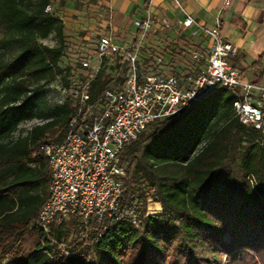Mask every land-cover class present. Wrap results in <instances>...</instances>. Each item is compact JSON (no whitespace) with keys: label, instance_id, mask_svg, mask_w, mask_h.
Returning a JSON list of instances; mask_svg holds the SVG:
<instances>
[{"label":"trees","instance_id":"trees-1","mask_svg":"<svg viewBox=\"0 0 264 264\" xmlns=\"http://www.w3.org/2000/svg\"><path fill=\"white\" fill-rule=\"evenodd\" d=\"M49 5L0 0V264H264V133L240 121L238 93L221 86L125 146L137 225L100 232L74 216L48 235L35 224L52 180L44 146L65 134L77 107L70 96L45 99L54 80L69 86L72 74L65 24ZM112 81L102 68L90 101ZM149 196L160 212L146 215Z\"/></svg>","mask_w":264,"mask_h":264},{"label":"built area","instance_id":"built-area-1","mask_svg":"<svg viewBox=\"0 0 264 264\" xmlns=\"http://www.w3.org/2000/svg\"><path fill=\"white\" fill-rule=\"evenodd\" d=\"M166 1L183 14L176 23L160 8L150 7L134 20L138 32L132 39L101 33L66 50L79 65L72 67L70 85L59 89L77 107L63 138L44 146L52 180L35 224L48 235L52 224L68 225L74 216L84 228L94 222L100 232L119 221L137 225L140 206L128 204L125 191V146L152 123L177 114L218 86L238 93L234 107L240 121L264 133V84L245 78L236 64L238 46L219 26L186 36L184 29L197 24L195 17L183 0ZM102 68L113 81L92 103L91 84ZM154 213L147 204L146 215Z\"/></svg>","mask_w":264,"mask_h":264},{"label":"crops","instance_id":"crops-1","mask_svg":"<svg viewBox=\"0 0 264 264\" xmlns=\"http://www.w3.org/2000/svg\"><path fill=\"white\" fill-rule=\"evenodd\" d=\"M183 3L197 22L193 28L184 29V34L191 36L193 31L203 34V27L219 26L238 46L236 64L245 78L264 84V0H230L228 6L224 5L225 0H183ZM52 7L64 21L67 50L82 39L101 33L132 39L138 32L134 20L150 7L160 8L174 23L183 17L179 8L166 0H52ZM169 34L174 35V30Z\"/></svg>","mask_w":264,"mask_h":264},{"label":"rangeland","instance_id":"rangeland-1","mask_svg":"<svg viewBox=\"0 0 264 264\" xmlns=\"http://www.w3.org/2000/svg\"><path fill=\"white\" fill-rule=\"evenodd\" d=\"M44 42L45 43H48V44H53L55 42V39H54L53 36H50V37L44 39ZM78 63L79 62L77 61V57L76 56H74L73 54L72 55H69L68 54L65 57V61H64L63 64L64 65L69 64L72 67H77L79 65ZM60 85H61L60 78H57L56 80H54L51 83V85H50V87H49V89L47 91V95L45 96V99H46V101H47L48 104L54 105V104L59 103L61 100L64 99V95L62 94V92L59 89ZM219 87L220 86L214 88L211 92L212 93L216 92L219 89ZM39 120L40 119L35 120V121H39ZM30 125H31V123L23 124V125L20 126V130L27 129ZM64 131H65V129H64ZM60 138H61V134H58L57 136H55V139L56 140H59ZM158 203H160V202L155 201L154 198L153 199L151 198L150 200L147 199V204H149V209L152 212H155V211L156 212H160L161 211V209H162L161 203H160L161 208L156 207ZM67 232L69 233V230L68 229H67ZM72 237H73V232L71 233V230H70L69 241L72 240Z\"/></svg>","mask_w":264,"mask_h":264}]
</instances>
